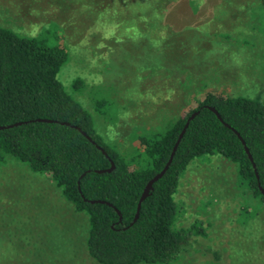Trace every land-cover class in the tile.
Segmentation results:
<instances>
[{"label":"rangeland","instance_id":"374dc122","mask_svg":"<svg viewBox=\"0 0 264 264\" xmlns=\"http://www.w3.org/2000/svg\"><path fill=\"white\" fill-rule=\"evenodd\" d=\"M128 1L0 0V26L24 36L51 28L50 38L68 50L59 81L126 155L139 147L134 131L168 127L205 92L264 101V0H254L261 9L255 4L253 12L247 0H206L200 16L185 18L174 8L163 25L153 15L149 27L134 29L127 19L135 23L142 13L129 14L135 9ZM173 29L182 34L180 51L163 47ZM78 78L84 88L74 92ZM106 99L114 105L96 110ZM116 109L114 122L101 118ZM237 183V165L222 157L188 166L174 195L179 222L186 228L199 221L206 235L191 236L169 264H264V203L243 199ZM77 216L47 175L14 158L0 165V264H69L68 247L79 251L84 233Z\"/></svg>","mask_w":264,"mask_h":264},{"label":"trees","instance_id":"16d2710c","mask_svg":"<svg viewBox=\"0 0 264 264\" xmlns=\"http://www.w3.org/2000/svg\"><path fill=\"white\" fill-rule=\"evenodd\" d=\"M247 1L250 11L255 4L261 9L258 1ZM205 2L128 1L135 9L129 14L142 16L135 23L127 19L126 26L149 27L153 18L161 26L174 8L185 18L200 16ZM49 30L24 36L0 26V165L14 158L32 172L47 175L84 221L79 251L68 247L73 258L69 264L82 255L94 264H169L190 244L191 236H205L199 221L186 228L180 225L174 199L181 176L196 160L222 157L236 164L243 199L264 203V101L205 92L196 107L170 120L168 127L134 131L131 139L141 149L132 146L126 155L96 130L91 115L59 81L68 50L65 43L50 38ZM170 32L163 47L177 46L180 51L182 34ZM82 88L84 82L75 79L72 91ZM109 102L114 105L97 100L96 110ZM115 116L117 109L109 120L101 113L108 122ZM186 123L167 170L152 184L133 221L145 187L167 164Z\"/></svg>","mask_w":264,"mask_h":264},{"label":"water","instance_id":"95a60500","mask_svg":"<svg viewBox=\"0 0 264 264\" xmlns=\"http://www.w3.org/2000/svg\"><path fill=\"white\" fill-rule=\"evenodd\" d=\"M211 110H212V111L216 114V116L219 118V116L217 115V113H216L213 109H211ZM193 116H194V114H192V115L190 116L189 119H191ZM186 126H187V123H186L184 129L181 131V133H180V135H179V137H178V140H177V142H176V144H175V146H174V148H173V152H172V154H171V156H170V158H169L167 164L165 165V167L162 169V171H161L160 173H158L156 176H154V177L148 182L147 186L145 187V189H144V191H143V193H142V195H141V198H140V200H139V203H138V205H137V212H136V214H135V217H134V220H133V221L136 220V218H137V216H138V210H139V208H140V203H141V201L147 196L148 191H149V190L151 189V187H152V184H153L157 179H159V178L164 174V172L167 170L168 165H169L170 162H171V159H172L173 153H174V151H175V149H176V147H177V144H178V142H179V140H180L182 134L184 133V130H185ZM0 129H3V128L1 127ZM82 134H83V133H82ZM237 136H238V138L240 139L239 135H237ZM241 142H242V141H241ZM242 144H244V143L242 142ZM245 151H246V153L248 154L249 159L251 160V157H250V155H249V153H248V150H247L246 148H245ZM112 168H113V165L111 164L110 169H108L107 171H110ZM260 191H261V193L263 194V191H262L261 189H260Z\"/></svg>","mask_w":264,"mask_h":264}]
</instances>
